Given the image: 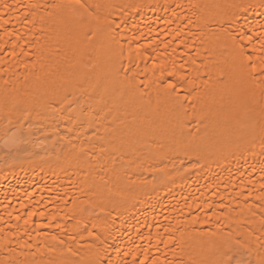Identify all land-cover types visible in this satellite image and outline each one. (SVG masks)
<instances>
[{
	"label": "bare ground",
	"instance_id": "obj_1",
	"mask_svg": "<svg viewBox=\"0 0 264 264\" xmlns=\"http://www.w3.org/2000/svg\"><path fill=\"white\" fill-rule=\"evenodd\" d=\"M264 264V0H0V264Z\"/></svg>",
	"mask_w": 264,
	"mask_h": 264
},
{
	"label": "snow or ice",
	"instance_id": "obj_2",
	"mask_svg": "<svg viewBox=\"0 0 264 264\" xmlns=\"http://www.w3.org/2000/svg\"><path fill=\"white\" fill-rule=\"evenodd\" d=\"M237 264H240V261H237Z\"/></svg>",
	"mask_w": 264,
	"mask_h": 264
}]
</instances>
